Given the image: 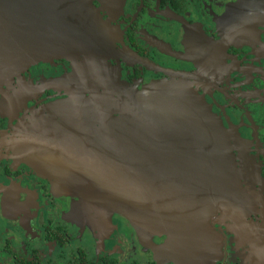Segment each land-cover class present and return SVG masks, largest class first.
<instances>
[{"label":"flooded vegetation","instance_id":"flooded-vegetation-1","mask_svg":"<svg viewBox=\"0 0 264 264\" xmlns=\"http://www.w3.org/2000/svg\"><path fill=\"white\" fill-rule=\"evenodd\" d=\"M237 1L124 0L109 11L94 0L112 36L102 59L106 74L141 91L178 83L181 95L206 106L227 141L236 193L247 184L261 196L253 209L239 206L210 215L203 229L212 235L213 252L198 264H264V26L249 42L224 36ZM73 67L65 57L38 61L21 71L22 80L14 76L0 89L20 95L2 104L0 93V264H180L154 254L152 247L165 244L167 234L142 231L121 212L112 215L111 230L98 233L75 213L103 210L81 208L80 196L57 187L55 171L61 159L69 167L71 153L51 156L52 146L43 137L53 132L57 141L60 124L71 118V95L84 92L39 85L65 79ZM76 122L75 129L82 125ZM67 131H72L70 121ZM84 146L68 147L75 152Z\"/></svg>","mask_w":264,"mask_h":264},{"label":"water","instance_id":"water-1","mask_svg":"<svg viewBox=\"0 0 264 264\" xmlns=\"http://www.w3.org/2000/svg\"><path fill=\"white\" fill-rule=\"evenodd\" d=\"M98 1L109 11L124 2ZM236 3L224 36L249 42L264 26V0ZM111 38L94 0H0V89L14 76L22 80L21 71L34 62L71 60L72 75L39 85H70L84 92L70 97L71 118L60 124L58 146L51 130L43 137L52 146L51 156L71 153L69 167L61 159L55 171L57 187L80 196L81 208L123 211L142 231L167 234L160 251L180 264H198L213 252L201 242L212 237L203 229L210 215L239 206L253 209L261 196L255 197L247 184L243 197L236 193L231 150L203 103L181 95L175 82L141 91L106 74L102 59L111 50ZM10 90H0L2 104L20 97ZM76 121L82 125L75 129ZM73 145L85 150L69 151Z\"/></svg>","mask_w":264,"mask_h":264},{"label":"rangeland","instance_id":"rangeland-1","mask_svg":"<svg viewBox=\"0 0 264 264\" xmlns=\"http://www.w3.org/2000/svg\"><path fill=\"white\" fill-rule=\"evenodd\" d=\"M249 1V0H246ZM252 2H255L256 0H250ZM43 61H47V60H43ZM37 63V62H34ZM32 63V64H34ZM31 65V64H30ZM26 79V78H25ZM30 80V79H28ZM178 85V83H175ZM103 212H76L75 216H76V220L80 217V214L83 215V219H85V221H88L93 225V228L96 229V231H98V233H100L99 231L103 232V234L107 233L109 230H111V227L114 225L113 224V220H112V215L117 213V212H112L110 216H107V212L104 211V209H102ZM121 213H124L128 219L134 224L135 222L132 220V218L130 217V215H128V213L120 211ZM119 212V213H120ZM95 213V214H94ZM92 217V219H90ZM137 226V225H136ZM154 254L156 256L157 259H168L171 260L172 256H170L169 254L160 251L161 248H157V247H152Z\"/></svg>","mask_w":264,"mask_h":264},{"label":"bare ground","instance_id":"bare-ground-1","mask_svg":"<svg viewBox=\"0 0 264 264\" xmlns=\"http://www.w3.org/2000/svg\"><path fill=\"white\" fill-rule=\"evenodd\" d=\"M245 203H246V202H245ZM255 204H257V202H255ZM201 242L204 244L205 247H208V246L211 244L210 240L206 241V240H203V239H202Z\"/></svg>","mask_w":264,"mask_h":264}]
</instances>
